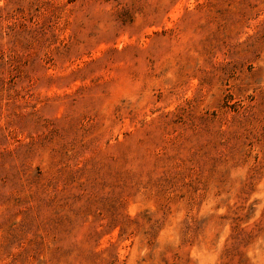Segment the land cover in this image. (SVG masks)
I'll use <instances>...</instances> for the list:
<instances>
[{"label": "rangeland", "instance_id": "rangeland-1", "mask_svg": "<svg viewBox=\"0 0 264 264\" xmlns=\"http://www.w3.org/2000/svg\"><path fill=\"white\" fill-rule=\"evenodd\" d=\"M0 264H264V0H0Z\"/></svg>", "mask_w": 264, "mask_h": 264}]
</instances>
